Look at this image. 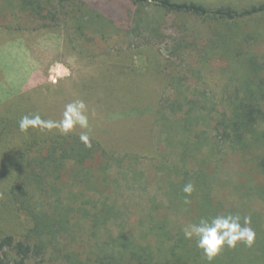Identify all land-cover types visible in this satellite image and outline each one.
Segmentation results:
<instances>
[{"label": "trees", "instance_id": "obj_1", "mask_svg": "<svg viewBox=\"0 0 264 264\" xmlns=\"http://www.w3.org/2000/svg\"><path fill=\"white\" fill-rule=\"evenodd\" d=\"M76 1L19 0L18 6L53 19L69 16L74 9L73 16L80 23L99 19L103 26L112 24L119 29L123 24L125 31L157 44L164 40L166 25H173L174 20L145 18L142 6L151 1L162 12L175 17L189 14L210 26L264 15V0L241 7L209 6L192 0H88L89 6L86 0ZM213 31L217 35L213 39L222 38ZM254 39L253 34L244 33L240 41L250 49ZM205 40L211 42L212 37ZM173 42L172 51L180 58L196 45L184 36ZM207 43L204 51L208 53ZM234 43L244 72L235 77V83H225L216 99L212 92L210 96L184 89V75L167 76L153 112L152 126L161 151L150 159L151 171L141 166L138 155L115 152L92 137L91 147H86L80 134L52 136L47 148L20 168L10 189L17 209L31 227L22 239L13 235L0 238V264H27L32 256L42 255L46 240L65 235L75 239L73 226L82 221L89 223L93 239L88 264H264V229L255 212L248 215L255 231L253 245L225 246L211 262L196 247L195 239L184 238L178 222L182 215L198 222L201 217L220 214L223 201L214 193L219 182L216 166L228 152L239 153L262 180L235 181L242 193L239 199L256 192L264 200V53H251L243 50L242 43ZM172 153L176 159L166 162L165 157ZM152 171L161 175L163 185L159 187L165 189L166 202L152 195L142 213L141 206L132 209L124 196L134 186L146 189ZM188 183L194 185L191 195L183 192ZM227 213L239 214L241 222L247 216L235 207ZM65 257L69 259V255ZM76 264L84 262L77 257Z\"/></svg>", "mask_w": 264, "mask_h": 264}, {"label": "rangeland", "instance_id": "obj_2", "mask_svg": "<svg viewBox=\"0 0 264 264\" xmlns=\"http://www.w3.org/2000/svg\"><path fill=\"white\" fill-rule=\"evenodd\" d=\"M192 1L209 6L241 7L263 0ZM76 2L79 4L78 0ZM86 2L89 6L96 0ZM18 3L19 0H0V238L13 235L22 239L31 227L26 215L17 209L10 189L17 181L20 168L38 157L52 136L61 134L55 129L42 132L38 128L21 132L19 120L24 115L39 113L43 119L58 121L67 104L83 100L88 108L90 128L85 130L77 126L70 133L86 131L89 137L110 150L136 154L142 162L140 165L150 170V159L161 151L152 120L167 76L172 73L184 75L187 78L184 89L194 93L204 91L210 96L215 93L216 99L225 83H235V77L244 72L241 59L234 53V42L242 43V35L251 33L255 39L250 41V49L242 43L243 50L264 53V15L237 24L214 23L210 26L189 14L175 17L172 13L162 12L151 1L142 6L145 18L174 20L173 25H166L164 40L157 44L145 41L135 32L125 31L123 24L119 29L112 24L103 26L99 19L80 23L73 16L74 9L69 16L53 19L21 10ZM213 30H217L222 38L213 39L217 37ZM182 36L196 45L180 58L172 48L173 41L181 40ZM207 36L212 37L211 42H206ZM10 38L12 41L8 42ZM21 39L33 61L24 67V58L14 50L18 43L21 44ZM206 43L208 53L204 51ZM206 53L208 55L204 57ZM31 73L39 75V83L20 87L24 77ZM222 157L216 166L219 182L214 186L215 195L223 201L219 213L224 214L233 207L247 216L255 212L264 229V200L256 192L239 199L241 190L234 186L238 180L260 182V176L239 153L228 152ZM175 159L172 153L164 160L173 162ZM151 173L146 189L134 186L126 190L124 196L132 209L135 205L141 206L142 213L152 195L160 201L166 199L165 189L159 187L163 185L161 175ZM63 187L65 190L66 185ZM178 219L183 228L193 223L184 215ZM73 228L75 239L65 235L46 240L42 255L32 256L27 264H76L77 257L88 264L89 245L93 244L89 223L82 221ZM96 240L99 242V234ZM65 255H69V259Z\"/></svg>", "mask_w": 264, "mask_h": 264}, {"label": "clouds", "instance_id": "obj_3", "mask_svg": "<svg viewBox=\"0 0 264 264\" xmlns=\"http://www.w3.org/2000/svg\"><path fill=\"white\" fill-rule=\"evenodd\" d=\"M89 129L90 122L88 108L83 100H77L65 106L62 118L58 121L43 119L39 113L24 115L19 120V130L27 132L29 128H38L40 131L57 130L67 135L76 127ZM80 140L86 147H91L90 137L87 132H81ZM194 185H184L183 192L191 195ZM242 218L239 214H217L213 217H201L198 222L189 223L183 228L185 239H195L196 247L201 249L208 261H213L223 249L235 248L239 243L251 247L255 240V231L250 226L249 216Z\"/></svg>", "mask_w": 264, "mask_h": 264}, {"label": "crops", "instance_id": "obj_4", "mask_svg": "<svg viewBox=\"0 0 264 264\" xmlns=\"http://www.w3.org/2000/svg\"><path fill=\"white\" fill-rule=\"evenodd\" d=\"M21 40H22L21 44L18 43L16 45V47L14 48V50L16 51L15 53L20 54L21 58H24L23 59L24 62L22 64L24 67L25 65L33 63V61H32V58L30 57L31 54H29V52L25 49V45L23 43L24 40L23 39H21ZM7 41L8 42L12 41V38L7 39ZM25 60H27V61H25ZM29 60H30V62H29ZM24 78L25 79L22 80L23 83L22 82L20 83V87H22V86L32 87V86H35L39 83V75H34L33 73H31ZM14 94H16V93H14Z\"/></svg>", "mask_w": 264, "mask_h": 264}]
</instances>
